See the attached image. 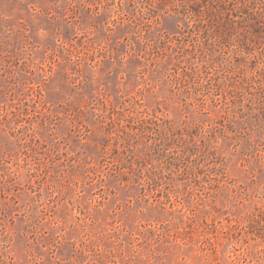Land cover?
Returning <instances> with one entry per match:
<instances>
[{"label":"rangeland","instance_id":"obj_1","mask_svg":"<svg viewBox=\"0 0 264 264\" xmlns=\"http://www.w3.org/2000/svg\"><path fill=\"white\" fill-rule=\"evenodd\" d=\"M0 264H264V0H0Z\"/></svg>","mask_w":264,"mask_h":264}]
</instances>
